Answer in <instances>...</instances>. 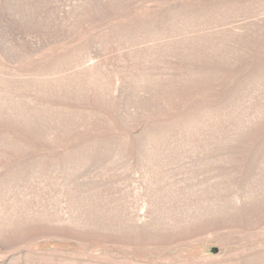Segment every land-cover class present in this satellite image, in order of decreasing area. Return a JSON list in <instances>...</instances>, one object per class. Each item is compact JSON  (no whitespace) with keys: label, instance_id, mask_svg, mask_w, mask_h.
<instances>
[{"label":"rangeland","instance_id":"1","mask_svg":"<svg viewBox=\"0 0 264 264\" xmlns=\"http://www.w3.org/2000/svg\"><path fill=\"white\" fill-rule=\"evenodd\" d=\"M0 264H264V0H0Z\"/></svg>","mask_w":264,"mask_h":264}]
</instances>
